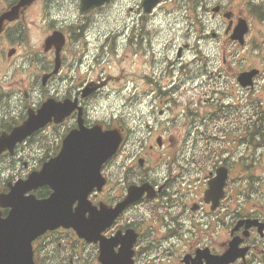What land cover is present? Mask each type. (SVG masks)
Listing matches in <instances>:
<instances>
[{"label": "flooded vegetation", "instance_id": "obj_1", "mask_svg": "<svg viewBox=\"0 0 264 264\" xmlns=\"http://www.w3.org/2000/svg\"><path fill=\"white\" fill-rule=\"evenodd\" d=\"M18 1L0 0V15ZM41 4L59 11L52 12V22L35 40L30 16ZM144 9V0H109L87 12L81 11V0H35L0 30V135L11 132L48 98L76 99L89 125L95 112L89 103L103 95L109 82L121 79L119 67L112 65L117 74L106 73L105 62L121 61V54L145 57L159 46L164 52L173 47L148 30L155 15L187 26L188 33L196 25H216L201 37L227 46L221 48L226 68L208 71L214 80L199 70L196 80L166 82L182 98L177 104L184 103L177 112L182 119L176 117L172 128L166 124L169 118L160 117L148 136L131 143L124 130L118 152L102 166L104 185L89 195L93 204L118 211L110 220L101 215L98 240L58 227L33 241L34 263L120 264L117 259L122 257L121 264H264V105H258L264 97L253 92L254 86L238 82L245 67L234 65L245 58L233 55L238 45L226 33L228 25L241 19L263 21L264 0H160L151 14ZM100 20L113 22L116 32L89 29ZM220 25L225 39L217 38ZM52 32L64 35L62 47H45L44 39ZM185 51L198 49L188 42L177 45L178 61ZM161 83L147 77V85ZM86 89L94 90L83 95ZM77 115L74 110L61 123L36 131L13 152L0 153V194L8 191L9 182L25 178L57 153ZM46 130L49 141L32 145ZM133 191L135 197L129 199ZM7 211L2 208L3 216Z\"/></svg>", "mask_w": 264, "mask_h": 264}, {"label": "water", "instance_id": "obj_2", "mask_svg": "<svg viewBox=\"0 0 264 264\" xmlns=\"http://www.w3.org/2000/svg\"><path fill=\"white\" fill-rule=\"evenodd\" d=\"M247 29L245 23H240L234 33L242 39ZM250 75L248 73V78ZM45 108L41 112L50 110L48 103ZM44 122L39 117H31L4 136L1 144L13 145ZM119 139L117 129L103 131L100 125L87 128L80 121L79 128L67 134L55 158L46 162L40 171L32 173L27 181L18 182L5 195L11 210L7 218L0 217V264H33L31 241L49 228L64 225L74 227L82 235L97 233L98 213L89 209L87 194L103 181L100 167L115 151ZM41 185H48L53 190L49 197L38 200L34 196H24L26 190ZM76 201L78 205L73 209ZM88 210L90 218L86 219ZM2 250L7 251L3 254Z\"/></svg>", "mask_w": 264, "mask_h": 264}, {"label": "rangeland", "instance_id": "obj_3", "mask_svg": "<svg viewBox=\"0 0 264 264\" xmlns=\"http://www.w3.org/2000/svg\"><path fill=\"white\" fill-rule=\"evenodd\" d=\"M59 11V8L55 9V8H51V6L47 7L45 9H40L39 7L37 9H35L36 15H31L30 18L31 20V24L29 25L31 28V35L32 37L36 40L37 37H40L42 34V29L44 27H46L50 21H49V17L50 15L55 12ZM110 13H112V10L110 11ZM34 22V26H31ZM160 27H162V32L159 33L160 37H162V39H166L167 37L172 36L171 34H167V30L169 28V31L171 33H173V31H171V27L172 25L168 24L166 21L164 20H158L156 21ZM113 27V22H104L103 23V27H102V31L107 32L106 29H110ZM177 27H181V25H178ZM106 28V29H105ZM175 32V29L172 28ZM185 32H187L186 28L184 29ZM181 30H179V34H181ZM195 34V32L193 33ZM250 39H256L258 41H261L264 43V24H253L251 25V30H250ZM185 40H176L173 43V47H171L166 53L163 52V49H161L162 47H158L157 51H162L161 53H159L158 58H166L168 60H175L176 59V54H175V48L179 43L184 42ZM189 42H192L191 40ZM194 42V41H193ZM203 44V43H202ZM212 47V46H211ZM204 48H207V45L204 46ZM264 53V50H263ZM186 57L191 58V56L186 55ZM264 57V55H263ZM122 61H114L112 63L113 66L115 67H119V69L121 71H123L125 73V77L123 79V81L120 84H113L112 88H107L106 89V93H109L108 96L105 95V97L103 99H101L98 103L97 101L94 103L96 109H97V113L96 116L100 119H102L105 123H109L111 120H113L111 122V124L114 125H122L119 116L122 115V118L125 117H129L130 113L132 112H146L148 105L144 104V105H138L136 104L137 102H141V98L145 96L144 92H145V88H143V83L138 81V85L135 86V88H133L134 83H131L130 80L127 77L132 76V74L134 72H137L138 74L142 75L143 72H147L148 68H149V63L148 60L150 58L149 55H147L146 57H141L142 62L140 63H136L135 65L132 63V60H135L136 58L133 56H122ZM249 58H251L250 63H254V64H258V61L255 59V55L254 53H252V51L249 53ZM215 59V56L212 58ZM216 59H219V57H216ZM182 62V59L181 61ZM117 63V64H116ZM112 65L110 64V66L107 67V70H109L110 72H112ZM214 66V65H213ZM178 71H175V75L172 77L173 81L175 82H182V77L179 76V74H177ZM114 74V73H113ZM204 78H207L208 76H210L208 74V72H204V74L202 75ZM143 79V78H142ZM162 80L166 83L167 82V78L163 75L162 76ZM144 81V79H143ZM118 81H114V83H118ZM154 91V94H157V90L155 88H152ZM137 97L138 100H134V98ZM197 97L195 96V99ZM167 100V96L165 94H162L159 96L158 98V102L161 104L162 102H166ZM178 100L180 102H182V98H178ZM184 105V103L180 104L179 106H173L172 105V113L173 112H178V108H182ZM114 116H116V118H114ZM134 121H130V123H128L127 125L129 126H133ZM172 128V127H171ZM174 128V127H173ZM135 133L130 135L129 138L130 140H136L135 139ZM168 159V158H167Z\"/></svg>", "mask_w": 264, "mask_h": 264}, {"label": "trees", "instance_id": "obj_4", "mask_svg": "<svg viewBox=\"0 0 264 264\" xmlns=\"http://www.w3.org/2000/svg\"><path fill=\"white\" fill-rule=\"evenodd\" d=\"M48 193V188L44 187L38 192V196H45Z\"/></svg>", "mask_w": 264, "mask_h": 264}, {"label": "bare ground", "instance_id": "obj_5", "mask_svg": "<svg viewBox=\"0 0 264 264\" xmlns=\"http://www.w3.org/2000/svg\"><path fill=\"white\" fill-rule=\"evenodd\" d=\"M122 116V115H121ZM7 250H2V253L5 254Z\"/></svg>", "mask_w": 264, "mask_h": 264}]
</instances>
